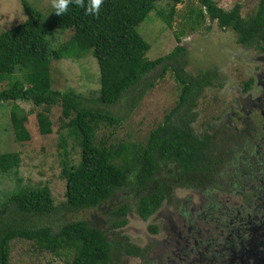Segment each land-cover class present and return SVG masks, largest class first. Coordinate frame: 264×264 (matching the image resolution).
<instances>
[{
  "label": "trees",
  "instance_id": "trees-1",
  "mask_svg": "<svg viewBox=\"0 0 264 264\" xmlns=\"http://www.w3.org/2000/svg\"><path fill=\"white\" fill-rule=\"evenodd\" d=\"M159 1L104 0L98 17L87 16L84 9L70 4L65 15L56 16L52 9L42 20L25 0H20L25 19L0 33V77L20 74V79L0 91V102L19 101L34 107L43 106V112L35 115L41 136L51 133L46 115L49 108L59 107L65 121L60 129L66 130L79 148L78 164L66 163L65 141L59 137V148L64 157L60 176L65 183V192L64 201L58 207L45 187L18 189L0 201V264H9V249L15 240L30 242L39 253L57 259L70 257L69 264H113L112 260L123 254L140 256L143 249L122 238H110L107 231L93 227L89 221L67 220L66 214L101 210L115 194L123 191L125 196L132 198L133 205L126 202L109 213L112 228L121 229L125 225V216L133 208L137 217L146 221L163 202H177L174 196L177 188L206 192L211 198L216 188L228 186L226 176L233 178V167L237 169L239 163L243 168L238 167L242 172H236L235 181L240 185L235 189L236 184H232L230 191L242 193L244 188L252 191V182L264 178L263 170L255 172L256 168H247L250 165L246 156H235L231 152L230 148L240 134L210 128L209 133L196 135L191 127L196 118L193 111L195 100L203 89L219 80L217 71H203L194 77L181 73L184 62L177 60L178 54L184 52L181 47L154 60L146 58L149 45L138 34L137 27L149 19V13ZM163 1L169 6L168 12L163 14L157 9L156 13L167 27L177 5L196 1L198 6H189L185 18L189 30L205 20L215 22L221 30L232 31L240 46L264 50V0L259 1L254 14L246 19L239 17L238 5L224 11L212 0ZM65 31L70 32L66 42L56 50H49L44 36ZM181 35L182 30L175 39ZM83 54L93 57L97 65V98L86 100L71 90L59 92L51 89L50 62ZM170 60L174 64H165ZM157 67H160L161 75L170 71L181 87L178 102L164 117L163 123L149 132L144 144L111 142V134L97 138L99 128L115 130L114 127L121 124V118L110 115L99 106L112 107L126 99L133 87ZM152 87L153 83L145 86L146 89ZM146 89L129 102V109L137 105ZM9 119L14 140L29 142L30 136L24 127L26 117L16 105L12 106ZM18 162L15 153L0 155V174L15 169ZM243 173L253 177L247 184L241 181ZM262 182L264 186V180ZM263 186L259 185L257 194L264 192ZM257 194L254 192L252 196L255 198ZM257 201L264 206L263 198L259 197ZM207 204L212 205L209 201ZM213 210H216L215 206ZM56 212L64 213L62 223L56 229L28 226L32 220ZM148 229L156 232V227L149 226Z\"/></svg>",
  "mask_w": 264,
  "mask_h": 264
},
{
  "label": "rangeland",
  "instance_id": "rangeland-1",
  "mask_svg": "<svg viewBox=\"0 0 264 264\" xmlns=\"http://www.w3.org/2000/svg\"><path fill=\"white\" fill-rule=\"evenodd\" d=\"M25 1L38 12L42 20L46 19L52 10L50 0ZM212 1L224 11L231 10L235 5H238L239 17L246 19L254 14L260 0ZM189 6L196 7L198 4L196 1H192L191 3L177 5L174 9L170 26L167 27L156 13L157 9L163 14L168 12L169 6L165 1L161 0L155 4L156 8L149 13V19H145L146 21L144 20L137 27V32L149 45V50L146 54V58L149 60L166 56L174 48L181 47L184 49V52L179 53L177 56L178 62L181 60L184 62L181 73L194 77L203 71L211 69L217 71L219 80H214L210 87L203 89L202 93L195 100L193 111L196 114V118L191 127L196 135H201L209 133L210 128L215 129L222 121L229 120L226 119V116L230 115L231 108L234 109L236 114H239L238 104L234 97L238 93L243 97L245 96L243 89L248 79L253 84L249 91L250 97L253 98L258 95L259 88L255 85L250 72L256 73L260 67L263 68L264 63L258 62L257 58L260 55H264V52L254 49L245 50L237 44L236 35L232 31L228 29L221 30L215 22L205 20L200 26H195L189 30L188 22L185 20ZM24 19L25 15L20 0H0V33L14 28ZM207 27L209 28L208 31L206 30ZM181 30L183 31V35L179 36V39L176 40L175 35ZM69 37L70 32L68 31L62 33L51 32L44 36L49 50L60 48ZM169 63L174 64V61L170 60L165 64ZM49 76L50 88L53 90L59 92L71 90L83 96L86 100H92L98 96V69L95 60L89 54L51 61L49 64ZM18 79H20L18 72L0 77V91L8 89ZM149 83H153V87L146 89L145 86ZM144 89L146 90L137 102V105L133 109H129V102L134 100ZM180 89V85L174 81L170 71L161 75L160 67L155 68L144 77L139 85L133 87L126 99L112 107L99 106L101 110H106L110 115L121 118V124L114 127L115 130L108 127L99 128L96 137L100 138L111 134V142L144 144L149 132L158 125H161L164 117L177 104ZM13 105L19 107L21 115L26 117L24 127L30 136L29 142H16L13 138L9 119V113ZM43 110V106L34 107L29 103L19 101L15 103L0 102V155L15 153L19 159L18 166L15 169L0 174V201L10 192L18 189H39L43 187L49 190L54 205L58 207L64 201L65 183L60 176L62 170L61 163L64 157L62 155L63 151L59 148V137L64 138L65 141L66 163L73 166L78 164L79 148L74 139L68 135L67 131L60 129V125L65 121L62 119L60 108L57 106L49 108L48 113H46L51 124V133L45 136L38 134L35 115L40 112L42 113ZM251 121L254 123V119H251ZM246 131L249 132L248 129ZM244 134L243 136H239L233 146L237 147L235 149L243 152L242 156L247 157V162L250 165L247 168H253L255 164H260V159L264 157V147L257 148L259 138H249L248 136L245 139L243 138ZM249 134L252 133L249 132ZM252 145H255V148ZM235 149L234 152L236 151ZM250 156L251 158H248ZM238 167L243 168L242 163L237 165V169L233 167L235 173L233 178L226 176L228 186L224 187V189H220V187L216 188L211 198H208L206 194L204 195L201 192L177 188L174 190L177 202H174V204L163 202L157 211L146 221L140 220L133 208L125 216V225L121 229L112 228V220L109 213L123 203L129 202L128 204L133 205L132 198H129L128 195L125 196V192L123 191L115 194L113 199L104 204L101 210L76 211L66 214L69 217L67 220H71L72 218L76 221H89L93 227L107 231L110 238L114 240L122 238L128 244H132L140 249L150 246V256L148 255L147 257L152 259L153 264H157V262L164 260L162 254L163 248L160 251L156 245L157 241H161L164 238L162 226L174 236L175 232L179 229V223L182 222L183 227V224L188 225L190 222H195L197 226L205 230V233H202V238L208 241L213 237L216 227L220 226L219 228H223L227 224V217L224 218L218 215V219L215 221L214 217H216L217 211L222 213L227 211L225 209L234 210L241 206H243V209H250L251 206L254 208V201L258 199V196L254 198L252 195H254V192L257 194L259 190L257 182H252V191L248 192L246 188L242 190V193H238V190L237 192L230 191L233 189L230 188L232 184H236L235 189L240 185L235 181V178H237L236 172H242ZM262 168L264 169V163L261 166L258 165L255 172L257 170L262 171ZM241 176L248 178L246 180L253 179L251 175H247L246 173H243ZM260 195L264 199V192ZM181 200L185 202L189 201V209L186 207L181 209ZM209 200L212 203L211 210L204 214V216L208 218L210 216L208 213H211L213 216L212 222L208 219L195 218V213L199 214V207L205 213ZM214 206L216 210L212 211ZM191 208L194 212L193 217L189 212ZM63 214L62 212H56L44 218L34 219L28 226H50L56 229L62 223ZM166 218L169 219L167 225ZM149 226L156 227V232H150ZM182 230L184 231V228ZM174 239L176 242H169L170 240H167V248L170 251L171 249L175 250L179 248L178 245L182 244L178 238ZM150 240H152L151 243L149 242ZM201 243L199 244L200 246L202 245ZM204 248L206 250L217 249L213 245ZM198 252L200 254L203 253L202 247H200ZM201 258H207L208 262L203 263L204 260L200 262V260L193 258L185 262L187 264H217L215 260L210 259L207 252L203 253ZM69 259L70 257L68 259H57L47 253H39L34 249L32 243L23 240L13 241L9 249V264H69ZM177 264L179 263L177 262Z\"/></svg>",
  "mask_w": 264,
  "mask_h": 264
},
{
  "label": "flooded vegetation",
  "instance_id": "flooded-vegetation-1",
  "mask_svg": "<svg viewBox=\"0 0 264 264\" xmlns=\"http://www.w3.org/2000/svg\"><path fill=\"white\" fill-rule=\"evenodd\" d=\"M240 46V45H239ZM242 47V46H241ZM264 48V44L262 45ZM244 48V47H242ZM245 50H256L253 47L244 48ZM260 52H264V50H258ZM258 62L264 63V55H260L257 58ZM262 71V72H261ZM253 76L255 85L259 88L258 95L255 97H250L249 91L252 88V81L248 79L244 84L243 93L245 96L235 94V101L238 104L239 114H236L233 108H231V112L229 116H226L227 121H222L217 125V129L223 131H229L235 134H240L247 139L254 137L258 139L257 148L264 147V66L260 67L259 71L256 73L250 72ZM248 85V87L246 86ZM253 115V116H251ZM254 119V123L251 121ZM230 121V123H229ZM241 126V127H238ZM249 130L252 134L246 131ZM237 138L239 136L237 135ZM262 144V145H261ZM255 148V145H252ZM237 148L235 146L231 147V151L235 156L237 155L235 152L239 153L242 156L240 150L234 149ZM256 154V153H255ZM258 154V153H257ZM248 158H251L248 157ZM262 158V157H261ZM260 164H255V168L261 166L264 163V157L260 159ZM252 163V161H251ZM263 169V168H262ZM264 171V169H263ZM264 176V174H263ZM248 178L241 177V180L244 184L249 183ZM257 183L262 187L264 178H258ZM264 187V186H263ZM197 192V191H196ZM200 192V191H199ZM205 194H207L205 192ZM204 194V195H205ZM258 199L261 196L260 192L257 194ZM210 202V200H209ZM189 201H180L181 209L187 208L189 209ZM188 205V206H187ZM209 210H211V206L207 205L205 213L201 211V208H198L199 214L195 213V218H202L204 220L208 219L209 221L213 220V216L211 213H208L210 216L205 218L204 214H206ZM226 212H219L215 218V221L219 216H223L226 219V225L223 228L216 227L213 232V237L208 242L206 239L202 238V233H205V230L196 225L195 222H190L188 225H184L182 227V222L179 223V229L175 232L174 236L171 235L169 230L165 229L162 226V230L164 238L161 241H157L156 245L159 247L160 251L163 248L162 254L164 256V260L162 262H157V264H187L190 259H198L203 261V263L208 262L207 258H201L203 253L207 252L210 256V259L215 260L217 264H264V206H261L258 201H254V208L251 206L250 209H243V206L232 209H225ZM193 217V209L191 208L189 211ZM252 219V220H251ZM212 222V221H211ZM169 223V219L166 218V225ZM185 226V227H184ZM184 228V231L182 230ZM225 228V229H224ZM182 235V236H181ZM174 238H178L182 244L178 245L179 248L170 249L167 248L169 239L171 241H175ZM202 241V243H201ZM150 243L152 240L149 241ZM202 244L201 246L199 244ZM213 245L217 247L215 250H206L204 247ZM202 247L203 253H199V249ZM150 246H146V248H142L143 251L138 255H122L117 256L116 260H112L113 264H153L152 259L147 257L149 255ZM140 249V248H139ZM159 251V252H160ZM150 256V255H149ZM199 256V257H198ZM198 263V262H197ZM194 264V263H192Z\"/></svg>",
  "mask_w": 264,
  "mask_h": 264
},
{
  "label": "clouds",
  "instance_id": "clouds-1",
  "mask_svg": "<svg viewBox=\"0 0 264 264\" xmlns=\"http://www.w3.org/2000/svg\"><path fill=\"white\" fill-rule=\"evenodd\" d=\"M104 0H50V6L56 16H63L69 10V5L73 4L77 8L84 9L87 16L98 17Z\"/></svg>",
  "mask_w": 264,
  "mask_h": 264
}]
</instances>
